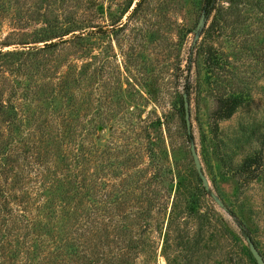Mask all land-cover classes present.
<instances>
[{"label":"rangeland","instance_id":"rangeland-1","mask_svg":"<svg viewBox=\"0 0 264 264\" xmlns=\"http://www.w3.org/2000/svg\"><path fill=\"white\" fill-rule=\"evenodd\" d=\"M215 8L198 29L202 0H0V264H80L91 225L132 264H257L232 214L264 255V0Z\"/></svg>","mask_w":264,"mask_h":264},{"label":"trees","instance_id":"trees-1","mask_svg":"<svg viewBox=\"0 0 264 264\" xmlns=\"http://www.w3.org/2000/svg\"><path fill=\"white\" fill-rule=\"evenodd\" d=\"M219 0H202V10L205 12V14L207 16H210L217 7V3ZM78 30L72 28V26L68 27L67 29H60L59 31H53L51 32V36H49L50 38H54V37H60V39H63L65 36L69 35L70 33L74 32ZM81 30H85L84 28H81ZM85 34V31H83L79 36H75V38H82ZM240 102H242V100L240 99H224V98H220L218 101V105H217V114L219 117L221 118H229L232 116V114L235 112V110L239 107ZM7 108V106L5 105H1L0 106V116L4 115L6 113H9L10 115V120H13V126L14 127H18L19 123H17V115L18 113L15 111L13 112V108L8 107L9 112L7 110H5ZM184 108V107H183ZM185 109V108H184ZM17 123V124H16ZM10 147H9V146ZM0 146H2V150H0L2 155H8L10 156V152L14 149L12 144L9 142H6L1 138V134H0ZM6 163H7V168H4L2 170H4L2 172L1 175L5 176L6 178H9V173L13 170L11 168H13L15 166L14 163H12L10 158H6ZM11 165V166H10ZM11 167V168H10ZM20 173L22 172H17V173H13V178H12V182H13V187H16L17 183L14 181L16 176L20 175ZM22 190L23 192L26 194H28V190H29V185L27 187L26 184H22ZM69 191V190H68ZM26 194V196H27ZM0 195L3 198V204H4V210L7 209L9 201H11V196L8 195L6 192L0 191ZM25 196V197H26ZM15 199V198H14ZM3 208V207H2ZM1 208V209H2ZM235 217L236 222L238 223L241 232L246 236H250V233L248 231V229L246 228V226L243 224V222H241L234 214H232ZM111 215H109L110 217ZM107 217L108 220H112V217ZM94 225H91V227H87L84 231L85 232H79V236L81 237V246L83 248V252H85L84 254H82L80 256L78 250H75V254L79 255V257L77 258V262H80V264H132L133 262V258L135 256L132 255V248H134V242L132 239L127 240L126 244L124 245V247L122 248L121 253H105V252H95V251H91L89 252V249H91V243L93 242V236L95 235L94 232H91L93 229ZM88 231V232H87Z\"/></svg>","mask_w":264,"mask_h":264},{"label":"water","instance_id":"water-1","mask_svg":"<svg viewBox=\"0 0 264 264\" xmlns=\"http://www.w3.org/2000/svg\"><path fill=\"white\" fill-rule=\"evenodd\" d=\"M205 18H206V14L204 13L198 25V29L202 26ZM184 108H185V119L187 123L186 125L188 128V131L191 132L190 100H189V96L187 93L184 94ZM191 153L194 159L197 172L204 184L205 189L210 190V183L203 172L201 160H200L195 143H192L191 145ZM211 195L222 208H224L225 210L227 209L225 203L214 192H212ZM246 241L248 242L247 244L249 246L250 252L252 256L254 257V259L256 260L257 264H264V255L261 253V251L257 247L256 242H254L251 236L246 237Z\"/></svg>","mask_w":264,"mask_h":264}]
</instances>
